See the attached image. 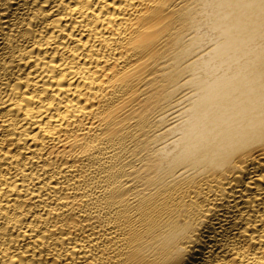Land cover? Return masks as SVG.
Returning <instances> with one entry per match:
<instances>
[{"label":"bare ground","instance_id":"6f19581e","mask_svg":"<svg viewBox=\"0 0 264 264\" xmlns=\"http://www.w3.org/2000/svg\"><path fill=\"white\" fill-rule=\"evenodd\" d=\"M0 264H264V0H0Z\"/></svg>","mask_w":264,"mask_h":264}]
</instances>
